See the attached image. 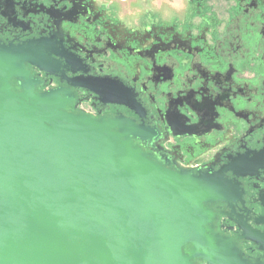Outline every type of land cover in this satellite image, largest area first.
Segmentation results:
<instances>
[{"label": "flooded vegetation", "instance_id": "obj_1", "mask_svg": "<svg viewBox=\"0 0 264 264\" xmlns=\"http://www.w3.org/2000/svg\"><path fill=\"white\" fill-rule=\"evenodd\" d=\"M110 0H0V44L30 45L33 92L64 112L125 119L160 167L220 174L206 234L229 241L216 264H264V0H184L122 16ZM18 93V82H9ZM192 246L182 247L188 255ZM190 264H211L201 258Z\"/></svg>", "mask_w": 264, "mask_h": 264}, {"label": "water", "instance_id": "obj_2", "mask_svg": "<svg viewBox=\"0 0 264 264\" xmlns=\"http://www.w3.org/2000/svg\"><path fill=\"white\" fill-rule=\"evenodd\" d=\"M30 49L0 44V264H216L230 245L206 234L204 204L229 183L155 164L132 122L68 114L61 91L34 93L24 65L49 61ZM243 238L264 251V235Z\"/></svg>", "mask_w": 264, "mask_h": 264}, {"label": "rangeland", "instance_id": "obj_3", "mask_svg": "<svg viewBox=\"0 0 264 264\" xmlns=\"http://www.w3.org/2000/svg\"><path fill=\"white\" fill-rule=\"evenodd\" d=\"M184 0H118L116 2L121 10L122 16H141L148 9H160L170 6H176Z\"/></svg>", "mask_w": 264, "mask_h": 264}, {"label": "crops", "instance_id": "obj_4", "mask_svg": "<svg viewBox=\"0 0 264 264\" xmlns=\"http://www.w3.org/2000/svg\"><path fill=\"white\" fill-rule=\"evenodd\" d=\"M110 1H115V2H118V0H110Z\"/></svg>", "mask_w": 264, "mask_h": 264}]
</instances>
